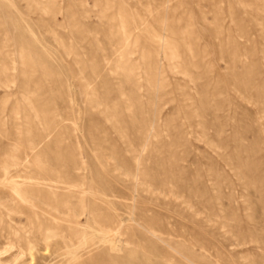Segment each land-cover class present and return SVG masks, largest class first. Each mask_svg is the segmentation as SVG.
Segmentation results:
<instances>
[{
    "label": "rangeland",
    "instance_id": "1",
    "mask_svg": "<svg viewBox=\"0 0 264 264\" xmlns=\"http://www.w3.org/2000/svg\"><path fill=\"white\" fill-rule=\"evenodd\" d=\"M0 264H264V0H0Z\"/></svg>",
    "mask_w": 264,
    "mask_h": 264
}]
</instances>
